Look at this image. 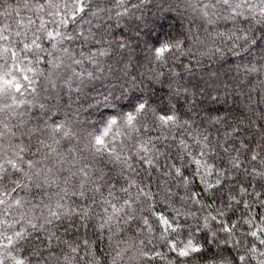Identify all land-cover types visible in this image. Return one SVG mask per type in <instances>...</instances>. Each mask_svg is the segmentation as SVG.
I'll list each match as a JSON object with an SVG mask.
<instances>
[{
  "label": "clouds",
  "instance_id": "obj_1",
  "mask_svg": "<svg viewBox=\"0 0 264 264\" xmlns=\"http://www.w3.org/2000/svg\"><path fill=\"white\" fill-rule=\"evenodd\" d=\"M64 2L58 0L68 21L63 26L65 51L57 53L63 56L62 67L53 73L47 60L38 65L42 71L33 81L36 92H27L32 103L18 110L22 118L12 117L9 111L0 113V120L23 124L16 127L17 138L52 120H66L72 129V136L58 138L56 147L69 162L75 160L76 167L66 163L60 169L55 156L50 157L57 179L45 184L42 177H34L30 190L18 193L25 198V210L63 198L65 179L78 193L84 179L78 169L87 166L86 196L69 192L66 203L99 213L101 192L105 196L114 192L132 199L138 208L135 221L122 219L112 228L101 227L99 217L56 221L57 231L66 230L65 239L72 238V243L83 239L84 229L77 233L76 228L89 224V246L80 245L73 264H238L241 252L249 254L232 240L245 226L241 222L229 236L219 223L213 224L211 214L221 211V194L204 191L191 161L201 148L197 134L218 147L226 126H239L236 139L252 143L251 137L264 124V0H82L83 12L77 10L81 0H66V10ZM252 65L258 71L246 72ZM0 103L10 100L5 97ZM164 114L176 119L165 122ZM98 136L103 137L104 147L96 144ZM25 140L37 146L35 136ZM142 144L156 151L143 152ZM212 159L219 166L220 159ZM146 160L153 162L151 168ZM173 164L185 169L190 177L187 186L174 173L167 175ZM132 181L129 191L122 192ZM96 186L101 192L94 190ZM141 187L150 195L138 191ZM209 201H214L211 206ZM153 204L174 220V209L184 213L174 233L162 231L155 217L151 232L143 226L140 217L151 216ZM12 213L9 220L15 219V227L27 228L30 234L23 247H30L50 227L45 225L41 232L39 225L31 228L27 218L20 221L16 209ZM169 237L178 247L193 239L201 250L178 257ZM253 239L255 247L258 238ZM54 247L67 251L62 244ZM259 251H264V245ZM255 259L242 264H255Z\"/></svg>",
  "mask_w": 264,
  "mask_h": 264
},
{
  "label": "snow or ice",
  "instance_id": "obj_2",
  "mask_svg": "<svg viewBox=\"0 0 264 264\" xmlns=\"http://www.w3.org/2000/svg\"><path fill=\"white\" fill-rule=\"evenodd\" d=\"M64 9H67L66 0ZM77 10L84 11L82 0ZM72 15L74 17L75 12ZM67 22L58 0H15V2L0 0V100L5 97L10 100L8 104L0 103V113L9 111L12 117L22 118L18 110L32 103L27 98V92H36L33 81L42 71L38 65L47 60L53 73L62 67L63 56H58L57 53L65 51L63 43L66 34L63 26ZM256 71L258 69L255 65L246 69V72ZM143 107L144 105H141V108ZM40 108L43 111L44 105L41 104ZM161 119L167 122L174 121L176 117L164 114ZM214 120L219 122L218 118ZM17 126L23 124L14 126L0 120V264H41V258H44L43 264H51L53 260L58 261V264H73L74 260L79 258L80 245L82 244L84 249L89 246L86 235L89 224L83 223L76 228L77 233L81 228L84 229L83 239L76 238V243H72V238L65 239L66 230L64 233L57 231L56 221L61 217L79 216L83 221H91L99 217L100 226L108 228L118 226L122 219L127 222L136 220L138 205L134 204L132 199L117 197L114 192H109L105 196L99 186L94 189L101 192L99 213H95L89 206L74 208L71 203L65 202L69 192L81 198L86 196L88 168L83 165L78 169L80 176L84 178L80 182L78 193L67 186L68 181L65 179L63 198H58L54 204L49 202L33 205L25 210V198L18 193L30 190L34 177H42L45 184L55 182L57 179L58 173H55V169L48 163L50 157L55 156L56 165L60 169H63L66 163H69L70 168H75L76 161L69 162L67 154H60L56 147L59 143L58 138L71 137L73 134L66 120L42 122L29 129L27 133H22L19 138L16 137ZM228 128H231V132ZM259 130L258 138L251 137L252 143H249L245 139H236L241 131L239 126L228 125L223 137L219 139L218 147L211 146L206 136L197 134L196 140L201 148L199 155L192 154L191 162L200 177L204 191L221 194V211L211 214L213 224L219 223L229 236L235 232L241 222L245 226L232 240L233 244L245 249L249 254L245 256L241 252L238 264H242L246 259L251 260L252 257H256L255 264H264V251H259L264 245V124L259 126ZM25 136L29 141L35 136L37 146L28 143ZM95 142L101 147L105 145L103 137H96ZM180 143L183 145L184 142L181 140ZM140 149L150 154L156 151L151 145L142 144ZM205 150L210 153L209 156H205ZM217 152L220 153L219 156ZM214 156L220 159L219 166L212 159ZM225 156L227 160L223 159ZM152 163L150 160L145 161L149 168L152 167ZM173 173L183 178L187 186L190 177L186 176L185 169L181 165L173 164L167 175ZM134 184L135 181H132L128 188H122L121 191H129ZM138 191L144 192L145 196L150 195L143 187ZM213 202L209 201V206ZM254 204L257 207L253 216L250 213ZM12 209L17 210L16 214L20 221L27 218L28 225L33 229L39 225L41 232H45V225L50 227L47 228L45 235L42 238L38 237L30 247H23L22 245L29 243L30 234L27 228H16L15 219L9 220V216L13 215ZM224 209L232 210V214L229 215ZM237 209L240 212L238 216ZM174 211L175 220L157 210L153 204L152 215H142L140 220L151 232L152 217H155L162 231L174 233L180 227L177 222L180 215L184 214L179 209ZM37 212L40 213L39 216ZM204 225L209 226L207 219L204 220ZM253 238H258L255 247ZM168 242L178 257H188L190 253L201 250V245L193 239L182 242L179 247L176 240L171 237ZM54 243L62 244L67 251H60L54 247ZM13 248H16V251H13ZM69 252L72 253L71 256Z\"/></svg>",
  "mask_w": 264,
  "mask_h": 264
},
{
  "label": "trees",
  "instance_id": "obj_3",
  "mask_svg": "<svg viewBox=\"0 0 264 264\" xmlns=\"http://www.w3.org/2000/svg\"><path fill=\"white\" fill-rule=\"evenodd\" d=\"M12 2H15V0H12Z\"/></svg>",
  "mask_w": 264,
  "mask_h": 264
}]
</instances>
